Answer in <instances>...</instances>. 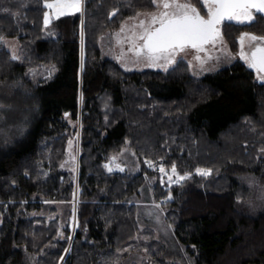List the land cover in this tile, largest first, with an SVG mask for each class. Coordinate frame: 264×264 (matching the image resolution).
Returning <instances> with one entry per match:
<instances>
[{
	"label": "trees",
	"instance_id": "trees-1",
	"mask_svg": "<svg viewBox=\"0 0 264 264\" xmlns=\"http://www.w3.org/2000/svg\"><path fill=\"white\" fill-rule=\"evenodd\" d=\"M48 1L0 0V37H17L21 51L13 59L0 48V82L21 75L38 112L0 157V264H122L132 251L147 253L144 264H180L166 261L154 231L139 229L129 202L159 174L146 161L189 174L169 187L158 182L153 196L194 264H225L232 251L240 254L228 264H264V240L255 238L264 235V202L249 207L238 177L264 182V84L254 71L240 60L202 78L182 62L169 72L126 71L103 56L101 37L153 10L151 0H84L83 13L45 27ZM258 15L223 23L232 49L244 31L264 36ZM69 141L80 148L77 175L63 168ZM127 145L140 160L137 175L110 166Z\"/></svg>",
	"mask_w": 264,
	"mask_h": 264
},
{
	"label": "rangeland",
	"instance_id": "rangeland-1",
	"mask_svg": "<svg viewBox=\"0 0 264 264\" xmlns=\"http://www.w3.org/2000/svg\"><path fill=\"white\" fill-rule=\"evenodd\" d=\"M53 2L54 0L48 1V3ZM179 2L183 3L185 0H179ZM190 3L195 6L191 0ZM200 5L201 7L199 10L203 15L205 10L201 3ZM83 6L84 0H81L80 12H75L74 10L69 9L67 11L70 14L62 16L83 13ZM158 11L160 10L157 9L156 6L153 10L140 11L138 12L140 14L138 17V13L135 16H132L137 17L136 19H130L131 17H128L124 19L119 27L113 28L104 33L100 40L103 56L115 60L126 71H143L151 69L169 72L182 62L188 67L191 75L196 78H202L207 75L215 76L221 71L231 68V66L238 60L242 61L248 67V63L240 56V37L245 34V31L237 37L236 49L231 48L232 46L230 41L221 31L223 37L222 42L218 40L214 46L212 44L204 45V51L198 52L195 49L188 48L183 52L177 53L174 63L166 64L165 61L160 60L157 61L156 66H149V63L146 62L142 57L138 59L134 53L129 50L132 47L131 40L129 39L132 37V31L130 29H132L133 25L138 24L140 20H145L147 22L149 14L158 13ZM47 12H49L50 17H52L53 10L48 9ZM53 19L57 18H52L51 21ZM258 20L259 15L256 14V19L252 23ZM227 23L238 22L227 21ZM252 23L239 24L245 25ZM124 25H127L126 30L121 32V27ZM135 31L138 34L141 29L136 28ZM247 33L252 35L250 32ZM137 43L140 42L137 41ZM2 47L9 49L15 57H21L20 41L17 37H0V48ZM250 50L249 41L245 39L244 51L250 52ZM197 56L200 57L199 60L196 59ZM250 69L254 71L256 81L264 84V82L257 78L256 70L252 68ZM32 94V88L26 83L25 79L21 75L0 82V157L13 151L18 146L20 140L24 138L29 128L34 123V120L38 117V112L34 108ZM263 151L264 149H260L259 153H263ZM79 157L80 148L78 147V142L77 146L74 148L73 141H71V145L68 146V158L63 168L67 170L73 169L77 175L79 170ZM113 157L116 159L114 163L112 162L113 159H111L110 166L112 168L118 169L116 168V165H119L120 168L122 167V169L127 170L132 175H137L140 173V160L133 149L128 145L123 149V151L114 154ZM258 164H262L264 168V159H260ZM153 166L157 167L158 171L161 167H163L165 172L162 173L159 171V174L154 173L153 175H148L146 178V183L142 185L139 193L132 195L129 198V202L136 204L137 207V220L139 221V229L143 231L150 229L155 232V237L160 240L166 248V261L169 263L175 262L180 264H194V256L186 248V246L182 245L178 241L174 227L168 224L165 217V209L158 205L153 199V187L158 182H161L162 185L169 187L183 182L185 179L179 180L178 177L185 176L188 173H183L178 168H176V175H173L171 171L172 166H167L164 162H159L158 164L152 163V167ZM200 170H203L207 173L205 176H211L212 171L208 169ZM170 176L172 177L171 180H169ZM238 177L249 188L250 194L247 199L248 206L259 209L264 202L263 180L259 178L258 175H255V173H248L245 171H242ZM76 205L77 200H75L74 209H76ZM60 209L61 213L65 212V208L61 207ZM255 238L263 241L264 235ZM257 241L255 243H258ZM238 254H240L239 251H232L224 259V262H226L225 264L232 262L233 259L238 256ZM146 260H148V255L146 252L132 251L126 258L123 259L122 264H144Z\"/></svg>",
	"mask_w": 264,
	"mask_h": 264
},
{
	"label": "snow or ice",
	"instance_id": "snow-or-ice-1",
	"mask_svg": "<svg viewBox=\"0 0 264 264\" xmlns=\"http://www.w3.org/2000/svg\"><path fill=\"white\" fill-rule=\"evenodd\" d=\"M151 2L160 11L149 14L147 22L140 20L138 24L133 25L130 29L132 37L129 38L132 43L129 50L138 59L142 57L149 63V66H156L157 61L160 60L171 64L175 62L178 52H183L188 48L198 52L204 51V45L214 46L218 40L222 42L220 25L224 21L252 23L256 19V14L264 16V0H198L205 10L203 15L197 7L190 3V0H185L183 3L179 0H151ZM44 7L53 10L52 17L49 12L44 13V24L47 27L52 18L58 19L62 15L70 14L67 11L69 9L80 12L81 0H54L53 3L45 2ZM139 15L138 13L137 17ZM126 27L127 25L122 26L121 32H124ZM136 28L141 29L138 34L135 31ZM245 39L249 41L250 52L244 51ZM240 43L241 58L248 63L249 68L256 70L257 78L264 82V36L258 37L245 33L240 37ZM196 59L199 60L200 57L197 56ZM115 159L113 157V163ZM146 163L149 167L152 166L151 161H146ZM105 167L112 171L108 165ZM116 168L123 171L119 165H116ZM159 171L164 173L165 169L161 167ZM171 171L173 175H176L175 165L172 166ZM197 172L202 175L207 174L200 169H197ZM187 175L189 174L179 176L178 179L183 180L187 178ZM171 179L170 176L169 180Z\"/></svg>",
	"mask_w": 264,
	"mask_h": 264
},
{
	"label": "water",
	"instance_id": "water-1",
	"mask_svg": "<svg viewBox=\"0 0 264 264\" xmlns=\"http://www.w3.org/2000/svg\"><path fill=\"white\" fill-rule=\"evenodd\" d=\"M224 22H225V21H224ZM224 22H223V23H224ZM223 23L220 25V30L222 29V25H223ZM206 45H207V44H206Z\"/></svg>",
	"mask_w": 264,
	"mask_h": 264
},
{
	"label": "crops",
	"instance_id": "crops-1",
	"mask_svg": "<svg viewBox=\"0 0 264 264\" xmlns=\"http://www.w3.org/2000/svg\"><path fill=\"white\" fill-rule=\"evenodd\" d=\"M153 199H154V196H153ZM146 228H151V227H146ZM175 231V230H174Z\"/></svg>",
	"mask_w": 264,
	"mask_h": 264
},
{
	"label": "flooded vegetation",
	"instance_id": "flooded-vegetation-1",
	"mask_svg": "<svg viewBox=\"0 0 264 264\" xmlns=\"http://www.w3.org/2000/svg\"><path fill=\"white\" fill-rule=\"evenodd\" d=\"M252 35H254V34H252ZM258 36V35H257ZM259 37V36H258Z\"/></svg>",
	"mask_w": 264,
	"mask_h": 264
}]
</instances>
